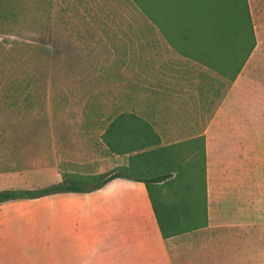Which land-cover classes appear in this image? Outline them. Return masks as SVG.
Listing matches in <instances>:
<instances>
[{
  "label": "rangeland",
  "instance_id": "374dc122",
  "mask_svg": "<svg viewBox=\"0 0 264 264\" xmlns=\"http://www.w3.org/2000/svg\"><path fill=\"white\" fill-rule=\"evenodd\" d=\"M248 5L256 46L231 95L241 114L217 119L209 136L211 165L223 169L214 209L241 203L228 196L226 167L216 166L235 145L259 159L264 209V0ZM162 45L130 0H0V191L110 172L100 134ZM72 194L0 204V264H87L72 253L83 246L67 240L98 236L106 212L81 209ZM260 232L252 240L250 231L214 229L206 250L203 230L186 233L163 264H264V226Z\"/></svg>",
  "mask_w": 264,
  "mask_h": 264
},
{
  "label": "crops",
  "instance_id": "0c3cea01",
  "mask_svg": "<svg viewBox=\"0 0 264 264\" xmlns=\"http://www.w3.org/2000/svg\"><path fill=\"white\" fill-rule=\"evenodd\" d=\"M162 40L165 45L158 47L153 60L147 59L141 64L139 82L124 91L123 107L118 106L109 117L130 113L142 118L152 126L161 146L204 137L207 225L201 230L205 250L212 242L208 231L214 229L246 230L250 231L252 240L258 238L264 226V216L261 217L264 209L258 208L259 159L255 160L254 155L245 156L242 145L227 148L229 156L220 157L216 164L226 167L225 178L231 187L228 196L240 199L241 203L236 204V209H224L222 203L220 208L214 209L213 205L214 182L223 169L215 170L211 165L209 136L217 119L240 116V106L234 107L231 95L245 65L230 83L210 68L179 55ZM236 130L225 129L229 133ZM194 150L200 152V146ZM126 157L110 155L108 170L125 166ZM72 196L81 209H105L106 212V221H102L98 236L91 240H67L70 247L75 243L83 246V249H71L73 254L82 253L83 257L90 258L87 264H163L174 244H179L181 235L169 239L161 237L142 183L115 179L94 192L73 193ZM245 196L250 197L246 204ZM193 242L188 241V249L195 245Z\"/></svg>",
  "mask_w": 264,
  "mask_h": 264
},
{
  "label": "trees",
  "instance_id": "16d2710c",
  "mask_svg": "<svg viewBox=\"0 0 264 264\" xmlns=\"http://www.w3.org/2000/svg\"><path fill=\"white\" fill-rule=\"evenodd\" d=\"M179 55L234 82L256 39L250 0H130ZM100 141L126 165L91 175L64 173L61 182L37 190H2L0 204L61 193H89L123 179L144 184L163 239L206 227L204 137L161 146L152 126L122 113L107 120ZM200 146V152L194 150Z\"/></svg>",
  "mask_w": 264,
  "mask_h": 264
}]
</instances>
